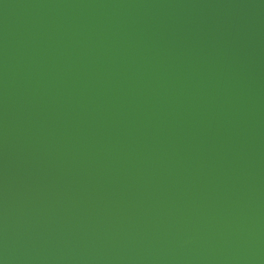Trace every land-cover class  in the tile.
<instances>
[{"label": "water", "instance_id": "1", "mask_svg": "<svg viewBox=\"0 0 264 264\" xmlns=\"http://www.w3.org/2000/svg\"><path fill=\"white\" fill-rule=\"evenodd\" d=\"M0 264H264V0H0Z\"/></svg>", "mask_w": 264, "mask_h": 264}]
</instances>
